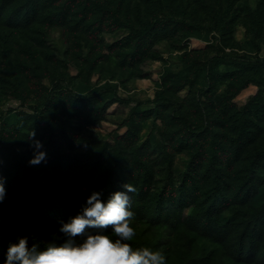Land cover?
I'll return each mask as SVG.
<instances>
[{
	"label": "rangeland",
	"instance_id": "rangeland-1",
	"mask_svg": "<svg viewBox=\"0 0 264 264\" xmlns=\"http://www.w3.org/2000/svg\"><path fill=\"white\" fill-rule=\"evenodd\" d=\"M261 59L264 0H0V261L17 216L30 243L59 240L94 190L130 182L133 246L232 264L187 220L214 198L241 228L264 211Z\"/></svg>",
	"mask_w": 264,
	"mask_h": 264
},
{
	"label": "clouds",
	"instance_id": "clouds-1",
	"mask_svg": "<svg viewBox=\"0 0 264 264\" xmlns=\"http://www.w3.org/2000/svg\"><path fill=\"white\" fill-rule=\"evenodd\" d=\"M33 146L30 164L46 160L47 150L33 130L29 135ZM7 178L0 175V203L7 197ZM136 187L124 182L120 190L103 198L94 190L77 214L63 221L62 239L46 243L23 235L11 241L0 264H168L166 254L151 247H134L132 195Z\"/></svg>",
	"mask_w": 264,
	"mask_h": 264
},
{
	"label": "trees",
	"instance_id": "trees-1",
	"mask_svg": "<svg viewBox=\"0 0 264 264\" xmlns=\"http://www.w3.org/2000/svg\"><path fill=\"white\" fill-rule=\"evenodd\" d=\"M37 12V9L35 8ZM264 60V59H261ZM70 93H74L69 90ZM98 90H90L83 97H92L100 93ZM148 100L147 103H150ZM144 102H139L142 104ZM37 110L42 108L41 105L35 107ZM176 109V113L182 116L181 112ZM184 121L187 125L189 122L184 116ZM204 130V126L194 128L193 131L200 133ZM226 179H223L225 181ZM219 182V178L217 177ZM242 192V191H241ZM223 195V194H222ZM105 199V198H104ZM187 202H185L186 204ZM205 202H200V206L195 208L187 220L190 224H195L196 229L201 230L204 235L213 238L216 242L225 244L228 254L230 255V261L234 264H264V211H256L252 214L248 222L241 228L236 222H232L230 218L225 220H214V214L217 209L218 203L216 204L215 198L212 199L211 203L204 207ZM180 207H183L180 205ZM182 211L173 209L167 211L165 218L172 221L179 219ZM27 221L26 216L19 215L17 220L13 224V229L10 237L17 239L19 235V225ZM155 223H153L154 225ZM145 234H143V237ZM231 236V237H230ZM144 239L134 243L135 247H142L145 245ZM211 255L208 254L207 257ZM259 259V260H257ZM198 264H209L210 261L205 258H197ZM232 263V264H233ZM185 264H189L188 262Z\"/></svg>",
	"mask_w": 264,
	"mask_h": 264
}]
</instances>
